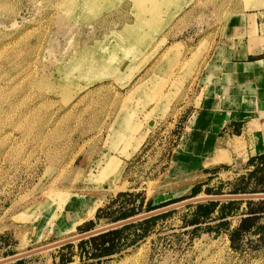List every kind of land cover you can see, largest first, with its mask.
<instances>
[{
  "label": "rangeland",
  "instance_id": "374dc122",
  "mask_svg": "<svg viewBox=\"0 0 264 264\" xmlns=\"http://www.w3.org/2000/svg\"><path fill=\"white\" fill-rule=\"evenodd\" d=\"M248 14L264 35V0H0V260L91 221L264 190L242 142L215 176L170 167L227 65L233 22ZM189 206L124 230L108 255L89 258L98 251L78 240L22 264H264L257 236L235 249L226 232L194 231ZM242 210L245 200L231 229Z\"/></svg>",
  "mask_w": 264,
  "mask_h": 264
},
{
  "label": "crops",
  "instance_id": "0c3cea01",
  "mask_svg": "<svg viewBox=\"0 0 264 264\" xmlns=\"http://www.w3.org/2000/svg\"><path fill=\"white\" fill-rule=\"evenodd\" d=\"M251 16L233 22L227 65L189 119L171 171L202 168L204 175L215 176L222 163L237 160L235 142L243 143L250 167L264 157V35Z\"/></svg>",
  "mask_w": 264,
  "mask_h": 264
},
{
  "label": "trees",
  "instance_id": "16d2710c",
  "mask_svg": "<svg viewBox=\"0 0 264 264\" xmlns=\"http://www.w3.org/2000/svg\"><path fill=\"white\" fill-rule=\"evenodd\" d=\"M259 163L256 165L255 169L251 171L248 177L252 178L258 175L259 172L264 173V157H259ZM200 187L197 186L193 190L194 196L197 195L200 191ZM257 193L264 192V190H253L248 191V189L243 185L241 188L236 189L233 193ZM244 200H228L224 202L220 201H208L198 203L195 206L190 205L189 208L193 207V212L191 213L192 219L186 221V224L193 225L194 231L204 230L207 232H216V235H219L223 232L228 233L231 245L233 248L238 249L242 242L243 236L245 234H252L257 236L256 241L260 243L259 246L264 244V223H261V218H264V199L259 200H245L246 210H242L240 213L242 215L239 224L233 229L230 228L231 221L228 219L231 216L236 215ZM157 207L149 208L150 210L156 209ZM133 212V213H132ZM129 216H124L120 219H126L130 216H133L137 213L132 211ZM173 211L163 213L151 218L144 219L137 223H132L125 225L121 228L109 230L107 232L98 234L96 236L90 237L88 239H83L79 242V247L85 249L87 244L91 245V250L98 252H88L89 258H97L99 256H105L112 252V247L117 241L122 238V233L124 230L131 228L134 225H147L155 223L158 219L165 218L171 215ZM215 213H218L217 216H214ZM213 220H219L216 225H211L210 222ZM93 221L87 223L85 226L79 227L81 231H89L93 228ZM202 224H206L204 227ZM73 244H67L62 247V249L72 248ZM23 260H19L17 264H22ZM69 260L65 259L64 255H61V263H66Z\"/></svg>",
  "mask_w": 264,
  "mask_h": 264
},
{
  "label": "water",
  "instance_id": "95a60500",
  "mask_svg": "<svg viewBox=\"0 0 264 264\" xmlns=\"http://www.w3.org/2000/svg\"><path fill=\"white\" fill-rule=\"evenodd\" d=\"M258 199H264V192H257V193H240V194H216V195H206V196H195L192 198H188L176 203L169 204L167 206H163L151 211H148L143 214H138L117 222H114L112 224L102 226L99 228H94L89 231L83 232L81 234L68 237L50 244H47L45 246H41L39 248H35L26 252H22L19 254H15L12 256H9L7 258H4L0 260V264H6L12 261L21 260L27 256L39 253L44 250L52 249L55 247L64 246L69 243H73L74 241L83 240L89 237L96 236L98 234L107 232L109 230L117 229L120 227H123L125 225H129L138 221H142L147 218H151L153 216H157L163 213H167L169 211L175 210L182 206H187L191 204H197L204 201H223V200H258Z\"/></svg>",
  "mask_w": 264,
  "mask_h": 264
}]
</instances>
